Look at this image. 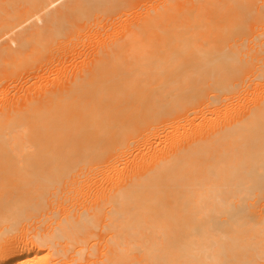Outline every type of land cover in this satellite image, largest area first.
<instances>
[{"label": "bare ground", "instance_id": "obj_1", "mask_svg": "<svg viewBox=\"0 0 264 264\" xmlns=\"http://www.w3.org/2000/svg\"><path fill=\"white\" fill-rule=\"evenodd\" d=\"M0 264H264V0H0Z\"/></svg>", "mask_w": 264, "mask_h": 264}]
</instances>
